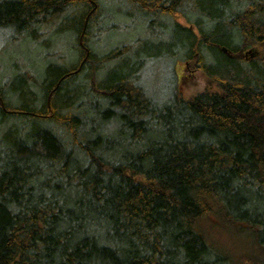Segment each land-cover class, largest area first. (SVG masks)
<instances>
[{
    "label": "trees",
    "instance_id": "1",
    "mask_svg": "<svg viewBox=\"0 0 264 264\" xmlns=\"http://www.w3.org/2000/svg\"><path fill=\"white\" fill-rule=\"evenodd\" d=\"M124 1H0L9 42L65 40L0 58V264H264V0ZM162 61L209 88L153 91Z\"/></svg>",
    "mask_w": 264,
    "mask_h": 264
},
{
    "label": "rangeland",
    "instance_id": "2",
    "mask_svg": "<svg viewBox=\"0 0 264 264\" xmlns=\"http://www.w3.org/2000/svg\"><path fill=\"white\" fill-rule=\"evenodd\" d=\"M1 1V0H0ZM124 0H109V5L111 4L112 7L116 6L117 10L120 11L122 10L121 8H119V5L122 6L124 10V13L126 11H129L125 8V6L121 5V2H123ZM125 2V1H124ZM126 4V3H124ZM127 5V4H126ZM128 7V5H127ZM133 12V11H132ZM134 14V13H133ZM123 15V13H122ZM137 15V14H136ZM142 19H145L141 16ZM69 20L66 19L65 21H62L61 23H63L65 25V23H67V21ZM118 22H121L122 20H124V18H121V15H119L117 17ZM125 23L127 25V29H129V33H125L122 32L123 30H120V32H117L118 36H116L115 38L112 37L113 39V44H119L121 41L127 40L126 38L128 37H136L137 35L142 34V29L141 27H135L132 25L130 18L126 17L125 19ZM131 28V29H130ZM15 30L10 31V30H6V31H0V58H3L4 60H6V64H9L10 60L14 57L15 55H18L20 53L24 54L26 58H30V56L32 58V60H34V58L37 60V64L40 66L44 65V62L40 59V54H41V48L43 49V47L46 48L45 44L42 42L39 45L37 44H33V43H28L23 42L20 43L18 39H14L13 42H9L7 38H9V36H14ZM107 35V34H106ZM104 35V40L103 43H101L102 45L106 46V42H107V36ZM109 35H113L111 33H109ZM61 39H58L57 41H55V48L57 47V49L61 52L64 53V49H65V40L62 39L63 37H60ZM13 39V38H12ZM54 40V39H53ZM91 45V44H90ZM92 46V45H91ZM18 48L16 51L15 49ZM8 50V53L6 52ZM79 49H74L71 48L69 51V57L71 58L70 61L72 60V56L71 53L72 52H77ZM258 49L253 47L251 48L247 54L250 55V58L252 57H257L256 53H257ZM13 58V59H14ZM170 69H169V68ZM168 68V69H167ZM19 70V68H18ZM146 70H148V67H146ZM171 71V72H169ZM146 72V71H145ZM173 72V79L171 77L170 74H172ZM18 73V72H17ZM172 80L175 79L176 82H179V88L181 93H183L184 95H195L201 91L206 90L207 88H209V81L206 78V76L204 75V73L200 70H196L195 72H190L186 67L184 63H176L174 65H172L171 63H166V62H160V63H155L153 65H151L149 67L148 72L145 74V83L147 86H150L151 89L154 91H158L160 90L163 86H164V81H168L170 82ZM149 88V87H148ZM26 95V93L24 94V96ZM7 97H11L10 93H8L6 95ZM9 100H7L8 102ZM10 105H12L10 102ZM15 103V102H14ZM16 104V103H15ZM12 123L10 122V125ZM8 127V120L1 123V129L5 131V129ZM227 238L233 240V235H229L227 234H222L219 236L220 241H225Z\"/></svg>",
    "mask_w": 264,
    "mask_h": 264
},
{
    "label": "flooded vegetation",
    "instance_id": "3",
    "mask_svg": "<svg viewBox=\"0 0 264 264\" xmlns=\"http://www.w3.org/2000/svg\"><path fill=\"white\" fill-rule=\"evenodd\" d=\"M61 28L62 27H60V28L55 27V28L48 29V31H45L43 33V34H46V33H48L50 31L49 34H47V38L42 36L40 42H43L45 44V46H46L47 45L46 43L48 42L46 39H49V38L50 39H61L60 38L61 37V33H60ZM40 29H41V26H40ZM39 38H40V32H39ZM15 39H17V38H15ZM11 43H12V41H11ZM28 43H30V37L29 36H28ZM44 49H45V47H44ZM56 51H58V52L56 53ZM47 52H50V55H52L54 57L57 56L58 53H61L59 50H56L54 45H53V48H48ZM20 113L25 114V112H22V111Z\"/></svg>",
    "mask_w": 264,
    "mask_h": 264
},
{
    "label": "water",
    "instance_id": "4",
    "mask_svg": "<svg viewBox=\"0 0 264 264\" xmlns=\"http://www.w3.org/2000/svg\"><path fill=\"white\" fill-rule=\"evenodd\" d=\"M223 51L226 52V49H224Z\"/></svg>",
    "mask_w": 264,
    "mask_h": 264
},
{
    "label": "bare ground",
    "instance_id": "5",
    "mask_svg": "<svg viewBox=\"0 0 264 264\" xmlns=\"http://www.w3.org/2000/svg\"><path fill=\"white\" fill-rule=\"evenodd\" d=\"M224 50V49H223Z\"/></svg>",
    "mask_w": 264,
    "mask_h": 264
}]
</instances>
